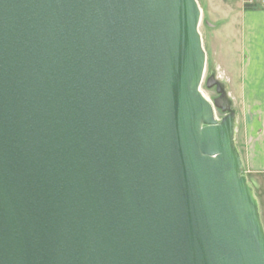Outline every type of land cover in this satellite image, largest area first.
I'll use <instances>...</instances> for the list:
<instances>
[{
  "label": "water",
  "instance_id": "obj_1",
  "mask_svg": "<svg viewBox=\"0 0 264 264\" xmlns=\"http://www.w3.org/2000/svg\"><path fill=\"white\" fill-rule=\"evenodd\" d=\"M200 17L0 0V264H264L235 115L200 91Z\"/></svg>",
  "mask_w": 264,
  "mask_h": 264
},
{
  "label": "rangeland",
  "instance_id": "obj_2",
  "mask_svg": "<svg viewBox=\"0 0 264 264\" xmlns=\"http://www.w3.org/2000/svg\"><path fill=\"white\" fill-rule=\"evenodd\" d=\"M196 1L201 11L198 31L206 57L200 91L212 103L214 99L220 98L217 88L219 87L223 90L225 93V97L223 98L227 103L226 107L234 113L236 126L239 130L238 135H241V128L243 130L247 128V125L255 128L261 124L262 107H247L246 105H242L240 99L236 98V90L232 88L233 81L236 82V77L232 70L238 66V63L237 53L235 50L231 51V45L236 40L238 32L236 22L240 18V10L242 8L244 10H251L254 6L247 5V0ZM209 78L211 79L210 87L207 85ZM215 115L220 120L224 113L216 109ZM259 128L255 130H258V135H261ZM243 172L258 202L260 220L263 226L264 176L248 172L244 168Z\"/></svg>",
  "mask_w": 264,
  "mask_h": 264
},
{
  "label": "crops",
  "instance_id": "obj_3",
  "mask_svg": "<svg viewBox=\"0 0 264 264\" xmlns=\"http://www.w3.org/2000/svg\"><path fill=\"white\" fill-rule=\"evenodd\" d=\"M253 1L254 7L251 10L242 8L236 22L238 32L231 51L237 53L238 66L232 70L236 77L232 88L242 105L262 107L261 124L255 128L249 125L241 128V135L236 126L234 139L243 168L264 176V0ZM258 128L261 135L255 130Z\"/></svg>",
  "mask_w": 264,
  "mask_h": 264
},
{
  "label": "built area",
  "instance_id": "obj_4",
  "mask_svg": "<svg viewBox=\"0 0 264 264\" xmlns=\"http://www.w3.org/2000/svg\"><path fill=\"white\" fill-rule=\"evenodd\" d=\"M258 1H261V0H258ZM246 3L249 6H254L255 5L253 0H247Z\"/></svg>",
  "mask_w": 264,
  "mask_h": 264
}]
</instances>
